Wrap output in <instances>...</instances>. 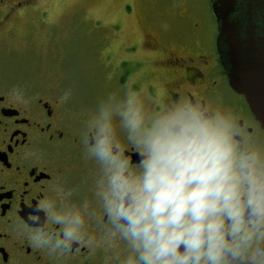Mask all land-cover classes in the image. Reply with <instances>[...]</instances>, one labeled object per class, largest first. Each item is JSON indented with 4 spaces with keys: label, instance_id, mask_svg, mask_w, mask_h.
<instances>
[{
    "label": "clouds",
    "instance_id": "9594fccd",
    "mask_svg": "<svg viewBox=\"0 0 264 264\" xmlns=\"http://www.w3.org/2000/svg\"><path fill=\"white\" fill-rule=\"evenodd\" d=\"M82 146L91 197L57 187L41 200L19 227L36 248H92L95 225L122 246L117 264H264V142L232 111L187 94L150 104L125 83Z\"/></svg>",
    "mask_w": 264,
    "mask_h": 264
},
{
    "label": "flooded vegetation",
    "instance_id": "af4514ba",
    "mask_svg": "<svg viewBox=\"0 0 264 264\" xmlns=\"http://www.w3.org/2000/svg\"><path fill=\"white\" fill-rule=\"evenodd\" d=\"M173 1L169 8L160 0L143 2V29L147 33L138 36L131 46L140 58L122 61L116 68L121 70L127 64L136 67L137 63L145 66L150 83L145 88L135 84L134 88L150 104L164 103L177 95L199 96L213 107L235 113L247 130L264 142V127L245 96L230 86V67L218 43L219 24L211 4L214 23L202 8H191L185 0ZM135 8L136 4L124 6L129 15ZM86 9L75 8L68 17L67 29H59L51 37L56 41L52 47L56 60L60 59L57 50L61 38L68 34L70 20ZM46 12L44 1L0 0V43L15 41L35 16L44 21ZM145 12L153 13L159 23ZM162 24L174 30L164 29ZM45 26L40 24V31L48 33ZM113 28L119 31V26ZM146 64H150L148 69ZM133 67L128 70L131 74ZM128 76L120 74L119 91ZM111 82L115 83L114 79ZM53 88L50 86V90ZM83 109L43 89L0 84V264H117L123 254L122 246L115 241L110 246L95 225L90 229L97 237L92 248L73 244L63 255L36 248L19 231L20 225L32 218L34 207L57 187L70 190L72 199L91 197L95 166L84 154L82 135L86 120L95 110ZM130 155L135 161L137 154ZM41 226L55 231L47 221Z\"/></svg>",
    "mask_w": 264,
    "mask_h": 264
},
{
    "label": "rangeland",
    "instance_id": "374dc122",
    "mask_svg": "<svg viewBox=\"0 0 264 264\" xmlns=\"http://www.w3.org/2000/svg\"><path fill=\"white\" fill-rule=\"evenodd\" d=\"M40 1H44L47 10V16L43 15L44 21L35 16L27 27H23L15 41L3 40L0 43V84L39 88L45 93H56L68 105L81 106L83 110H95L97 104L106 99L105 95L119 91L118 80L122 73L130 75L125 83L132 87H136L135 84L141 88L148 86L150 82L146 77L149 73L144 70V65L137 63L133 67V64H127L122 65L121 70L116 68L122 61L140 58V55L133 54L135 51H131V46L138 36L147 33L143 29L142 19L145 0ZM185 1L191 8H202L214 23L210 0ZM126 4H136L133 15L125 11ZM160 4L169 8L175 2L160 0ZM77 7L89 9L77 12L70 20L71 26L66 31L68 34L64 39L61 38L63 42L57 50L60 59L56 60L52 48L56 41L51 37L56 36L59 29H67L68 17ZM186 8L190 10L189 7ZM145 14L156 19L153 13ZM42 23L46 25L45 29L50 36L47 32L40 31L39 25ZM113 26H119V31ZM162 26L164 29L174 30L168 25ZM130 67H133L134 74L128 71ZM149 67L150 64H146V69ZM113 79L117 86L111 82ZM50 86L54 88L50 90Z\"/></svg>",
    "mask_w": 264,
    "mask_h": 264
},
{
    "label": "water",
    "instance_id": "95a60500",
    "mask_svg": "<svg viewBox=\"0 0 264 264\" xmlns=\"http://www.w3.org/2000/svg\"><path fill=\"white\" fill-rule=\"evenodd\" d=\"M230 86L264 127V0H211Z\"/></svg>",
    "mask_w": 264,
    "mask_h": 264
}]
</instances>
